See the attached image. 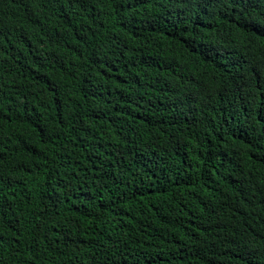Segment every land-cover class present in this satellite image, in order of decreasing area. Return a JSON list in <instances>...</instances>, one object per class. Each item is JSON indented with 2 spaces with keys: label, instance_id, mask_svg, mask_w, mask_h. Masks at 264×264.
<instances>
[{
  "label": "trees",
  "instance_id": "obj_1",
  "mask_svg": "<svg viewBox=\"0 0 264 264\" xmlns=\"http://www.w3.org/2000/svg\"><path fill=\"white\" fill-rule=\"evenodd\" d=\"M0 264H264V0H0Z\"/></svg>",
  "mask_w": 264,
  "mask_h": 264
}]
</instances>
